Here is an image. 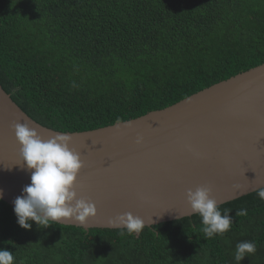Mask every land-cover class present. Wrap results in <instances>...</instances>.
I'll return each instance as SVG.
<instances>
[{
  "label": "trees",
  "instance_id": "1",
  "mask_svg": "<svg viewBox=\"0 0 264 264\" xmlns=\"http://www.w3.org/2000/svg\"><path fill=\"white\" fill-rule=\"evenodd\" d=\"M263 64L264 0H0V85L61 133L143 117ZM219 208L233 224L206 239L199 214L131 235L24 229L0 200V249L14 264H236V244L251 241L241 264H264V199Z\"/></svg>",
  "mask_w": 264,
  "mask_h": 264
},
{
  "label": "water",
  "instance_id": "2",
  "mask_svg": "<svg viewBox=\"0 0 264 264\" xmlns=\"http://www.w3.org/2000/svg\"><path fill=\"white\" fill-rule=\"evenodd\" d=\"M16 123L44 140L67 134L81 155L75 190L98 214L86 227L59 223L65 226L116 230L109 220L130 212L152 227L198 214L189 190L208 187L221 206L264 188V64L166 109L81 133L44 127L0 85V189L13 209L31 183Z\"/></svg>",
  "mask_w": 264,
  "mask_h": 264
},
{
  "label": "clouds",
  "instance_id": "3",
  "mask_svg": "<svg viewBox=\"0 0 264 264\" xmlns=\"http://www.w3.org/2000/svg\"><path fill=\"white\" fill-rule=\"evenodd\" d=\"M13 128L21 145L22 167L26 165L31 172V183L14 200L19 226L31 229L32 222H35L38 228H47L54 222L72 221L86 227L88 220L97 216L98 210L94 203L78 198L75 190L84 162L80 153L70 148L71 137L58 134L44 140L28 123H16ZM141 142L140 137L137 143ZM187 195L192 211L201 217L206 239L216 234L222 235L231 228L233 220L229 213L232 210L225 209L222 214L217 201L212 198L210 188L189 190ZM257 195L264 199V188H259ZM3 198L4 192L0 189V200ZM236 215L246 216L247 210H237ZM108 223L122 229L121 235L124 231L129 235L139 233L145 227V221L130 212L110 219ZM256 250V245L251 241L238 242L234 253L236 264H241L245 257H250ZM0 264H14L13 252L0 249Z\"/></svg>",
  "mask_w": 264,
  "mask_h": 264
}]
</instances>
